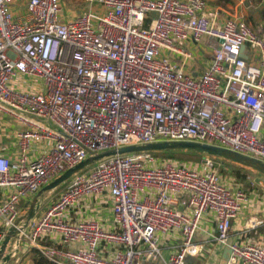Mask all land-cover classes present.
<instances>
[{
  "label": "built area",
  "instance_id": "obj_1",
  "mask_svg": "<svg viewBox=\"0 0 264 264\" xmlns=\"http://www.w3.org/2000/svg\"><path fill=\"white\" fill-rule=\"evenodd\" d=\"M76 2L0 0V125L3 115L22 125L15 158L0 154L2 227L57 264H185L209 212L226 264H264V242L227 243L250 198L207 154L104 156L20 220L22 199L129 145L195 141L264 162V32L206 0ZM97 197L110 202L107 225L81 215ZM171 234L178 247L163 258L160 237Z\"/></svg>",
  "mask_w": 264,
  "mask_h": 264
},
{
  "label": "crops",
  "instance_id": "obj_2",
  "mask_svg": "<svg viewBox=\"0 0 264 264\" xmlns=\"http://www.w3.org/2000/svg\"><path fill=\"white\" fill-rule=\"evenodd\" d=\"M24 0H19V3ZM210 6H216L230 15H240L247 18L250 0H206ZM263 3V2H262ZM15 9V8H14ZM22 128V125L15 122L9 116L3 115L0 125V154L10 158H15L17 146L14 133ZM43 193V192H42ZM41 193V194H42ZM41 194H33L20 201V220L26 222L31 218L37 217L40 212L37 211L40 206ZM4 200V189H0V203ZM93 202L87 203L82 207L81 215L84 217H93L99 219L103 224H109L111 217V208L109 201H100L99 198L92 199ZM261 220L260 224L253 225L254 221ZM215 220L211 213L204 214L200 225L196 230L193 242L197 246L194 253L188 254L185 258V264H226L229 247L226 243L219 242L214 237ZM7 235V230L0 223V243ZM16 239V240H15ZM15 240V242H14ZM248 240L264 242V206L261 201L251 199L237 217H235L229 228V242H244ZM12 244L25 248H18L15 255L8 259L5 264H57L43 258L37 249L29 248L24 243L17 241L16 236H12L7 243L5 251L8 252ZM50 244L49 241H43ZM179 237L177 234L164 235L160 237L159 245L163 258H167L171 253L177 250ZM14 248V249H15ZM161 260L154 261L151 264H160ZM59 264V263H58ZM69 264V263H62ZM240 264V263H239Z\"/></svg>",
  "mask_w": 264,
  "mask_h": 264
},
{
  "label": "water",
  "instance_id": "obj_3",
  "mask_svg": "<svg viewBox=\"0 0 264 264\" xmlns=\"http://www.w3.org/2000/svg\"><path fill=\"white\" fill-rule=\"evenodd\" d=\"M163 150H185V151H195L198 153H202L203 155H211L217 158L225 159L231 161L235 164H239L241 166L250 167L252 169L258 170L260 173H264V162H261L257 159L247 157L245 155H241L235 153L229 149H225L223 147H219L216 145L206 144V143H199L195 141H157L142 145H129L117 150H108L97 155L87 158L72 168L67 169L66 171L62 172L60 175L55 177L52 181L48 184L44 185L39 191L38 195L42 192L50 189H54L60 186L63 182L70 179L74 174L80 172L81 170L91 166L94 162L101 159L104 156H108L115 153H129V152H141V151H148V152H159ZM16 230L14 227L9 228L7 231V235L3 239L0 247V254H2L9 242L10 238L14 236ZM230 249L228 250L227 256L229 257ZM8 259V256L4 257V260Z\"/></svg>",
  "mask_w": 264,
  "mask_h": 264
},
{
  "label": "trees",
  "instance_id": "obj_4",
  "mask_svg": "<svg viewBox=\"0 0 264 264\" xmlns=\"http://www.w3.org/2000/svg\"><path fill=\"white\" fill-rule=\"evenodd\" d=\"M250 5L248 9V14L246 21L248 24L255 28L257 31L264 32V0H250ZM263 2V3H262ZM154 155L166 158V159H174L180 163H184L185 161H195L198 162L201 160L203 154L195 151H185V150H163L159 152H152ZM215 166L217 170L221 172H226L231 175L232 179L235 181H240L242 183H246L249 176L253 174L254 171L247 169L243 166L237 165L231 161L220 159L215 157ZM89 167L81 170L80 172H84ZM70 179L63 182L59 188L64 189Z\"/></svg>",
  "mask_w": 264,
  "mask_h": 264
},
{
  "label": "rangeland",
  "instance_id": "obj_5",
  "mask_svg": "<svg viewBox=\"0 0 264 264\" xmlns=\"http://www.w3.org/2000/svg\"><path fill=\"white\" fill-rule=\"evenodd\" d=\"M63 2H64L63 4H64L65 10H73V9L78 8L80 6L76 2V0H63ZM251 28H253V27H251ZM253 29L256 30L255 28H253ZM258 32H260V31H258ZM208 56H209V54L205 53V57H208ZM237 165H239V164H237ZM243 167L254 171L253 174L248 177L246 183H242L240 181H235L234 179H232L231 175L226 173V172H221V175L224 179H226L228 181V184L231 187L238 186L239 189L244 191L245 195L249 196V198H251L253 200L256 199L258 201H261L263 206H264V173H260L258 170L252 169L250 167H246V166H243ZM70 180H71V178H70ZM62 190L63 189L59 188V186H58L54 189L44 191L41 194V198H40L41 201L39 204L40 206L38 207L37 211L38 212L43 211L48 204H50L52 201H54L59 196V193ZM36 194H37V192L35 193V195ZM15 240H14V242H15ZM15 245L16 244L11 243V246L9 247L10 250H8V252L4 251L2 254H0V264L6 263L7 259L4 260L5 256H9L10 258H12L15 255L16 251L18 250V248H15V247H20V248L22 247L19 245L18 246H15ZM22 248H25V247H22Z\"/></svg>",
  "mask_w": 264,
  "mask_h": 264
}]
</instances>
